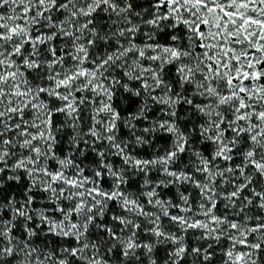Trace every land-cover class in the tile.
I'll use <instances>...</instances> for the list:
<instances>
[{
  "label": "snow or ice",
  "instance_id": "6c2138e0",
  "mask_svg": "<svg viewBox=\"0 0 264 264\" xmlns=\"http://www.w3.org/2000/svg\"><path fill=\"white\" fill-rule=\"evenodd\" d=\"M0 264H264V0H0Z\"/></svg>",
  "mask_w": 264,
  "mask_h": 264
}]
</instances>
